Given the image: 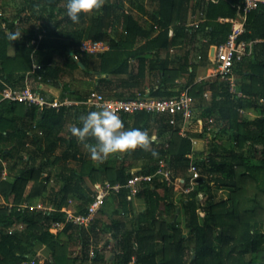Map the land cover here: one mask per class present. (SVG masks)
<instances>
[{"label":"trees","instance_id":"1","mask_svg":"<svg viewBox=\"0 0 264 264\" xmlns=\"http://www.w3.org/2000/svg\"><path fill=\"white\" fill-rule=\"evenodd\" d=\"M148 2V18L125 9L127 3L144 14L145 0H105L100 11L74 24L67 19L66 0H1L0 91L29 85L50 103L75 104L39 111L0 102V157L9 166L0 177V196L11 205L0 206V264H40L38 247L50 257L41 264H264V5L247 14L239 37L253 44L251 55L231 73L196 82L199 64L213 62L230 34V24L219 19L236 18L239 0ZM9 33L21 36L10 41ZM199 35L206 40L201 62L191 63ZM83 41L103 43L107 50L82 54ZM75 71L89 78L87 84L78 81L87 91L71 87ZM184 91L193 99L185 122L180 115L173 124L167 114L120 115L126 128L156 137L150 150L100 163L70 133L79 114L97 111L86 105L93 92L128 101ZM247 110L257 117L249 118ZM194 140L204 142L202 150H194ZM161 164L172 182L183 179L185 186L189 166L195 165L199 177L192 190L176 196L157 175L138 187L135 197L145 204L139 215L133 196L122 188L104 202L113 203L107 223L95 217L87 226L66 220L63 209L87 214L96 189L124 186L135 174H154ZM34 200L45 210L30 208ZM170 208L174 220L180 215V226L168 223ZM54 223L63 224L60 231ZM70 244L80 247L78 255H71Z\"/></svg>","mask_w":264,"mask_h":264},{"label":"built area","instance_id":"2","mask_svg":"<svg viewBox=\"0 0 264 264\" xmlns=\"http://www.w3.org/2000/svg\"><path fill=\"white\" fill-rule=\"evenodd\" d=\"M264 5V0H239L236 5L237 16L234 19H219L220 22L230 24V34L227 40L218 46L215 57H214V73L217 74H228L231 73L232 68L235 64L243 61L246 57H249L252 53L251 42L239 41V37L245 32V22L247 14L257 9L259 6ZM107 50V46L103 43L83 41L80 45V52L88 55H96ZM74 60L77 61V55L73 56ZM230 91L234 92V85H231ZM241 94L237 93V97ZM19 102L24 103L28 107L35 106L38 110L44 109H59L61 106H67L68 100L63 102L54 101L52 103L44 99L38 92L32 91L28 86L24 90H16L10 87H5L0 91V102ZM264 103V101H262ZM193 99L188 95L187 91L182 92L179 96L170 98H152L147 95L139 96L128 101L118 99H105L97 93H91L86 101V105L89 108L100 110L103 107H111L117 111L119 115L134 114L136 112H146L154 114H167L171 117L170 123H174V117L180 115L184 122L191 116V107ZM181 135L183 133L181 132ZM190 175L189 185L190 188H186L183 192L188 193L193 188V182L199 177V172L195 165L191 164L188 169ZM162 176L163 180L169 185L174 186L169 173L164 170V164L155 171L154 174L143 176L135 174L128 182L121 186L119 184L110 186L105 185L95 190L92 197V201L87 206V214H76L71 209H63L66 214V220L72 221L76 225L87 226L92 219L101 211L105 200L113 193H118L122 188L129 190L131 196L135 197L140 189L138 188L141 183H148L154 176ZM183 183L185 182L182 179ZM53 229H61L63 224L54 223ZM91 256L93 253L91 252ZM30 264H34V260Z\"/></svg>","mask_w":264,"mask_h":264},{"label":"clouds","instance_id":"3","mask_svg":"<svg viewBox=\"0 0 264 264\" xmlns=\"http://www.w3.org/2000/svg\"><path fill=\"white\" fill-rule=\"evenodd\" d=\"M105 0H66V16L72 23H79L82 15L98 12L103 8ZM19 33H9L7 38L16 41ZM70 133L90 153L93 161L103 163L117 154L123 155L136 149L150 150L156 137L141 128H126L117 111L111 107H103L90 111L79 118V124H73ZM94 143H89V140ZM156 153L153 151L152 153Z\"/></svg>","mask_w":264,"mask_h":264},{"label":"rangeland","instance_id":"4","mask_svg":"<svg viewBox=\"0 0 264 264\" xmlns=\"http://www.w3.org/2000/svg\"><path fill=\"white\" fill-rule=\"evenodd\" d=\"M0 4H1V0H0ZM144 6H145V13L144 14H141V13H139L138 11H136L135 9H132V8H130L129 6H128V4L127 3H125V9L129 12V13H131V14H133L135 17L136 16H138V15H144L145 16V18H148V16H149V13L151 12V10H152V6L149 4V2H148V0H145V3H144ZM190 60H197V54H192V57H191V59ZM214 63V60H213V62H211V64H213ZM214 75L213 76H215V73H213ZM72 75L75 77L74 79V82L73 83H71V87L73 88V89H79L80 91L82 90H84V91H87L88 90V88L87 87H85V84H87L89 81H88V77H85L83 74H81L79 71H75V72H73L72 73ZM65 78V82H67V83H70V80H71V78L70 77H64ZM77 80V81H76ZM78 81H82L83 83H85V84H83L82 85V83H79ZM30 83V82H29ZM31 86H32V84H30ZM87 86V85H86ZM28 87H30L29 85H28ZM90 89H92V87H90ZM75 103H73L72 101H69L68 100V104H67V106H71V105H74ZM40 111V110H39ZM81 116H83V114H79V117H81ZM61 135L62 136H64V135H66V132H63V133H61ZM200 145V144H199ZM204 147V142L202 143V145H200L199 147ZM196 148V147H195ZM80 150L81 151H83V146L82 147H80ZM117 155H119V154H117ZM121 156V155H120ZM113 162H114V160H113ZM115 163V162H114ZM136 167H137V165H136ZM136 167H135V169H133V171H136ZM174 188H175V192H176V196H178L179 194H180V192H183L187 187L188 188H190V185L187 183L186 184V186L183 184V181H182V179H178L177 181H175L174 182V186H173ZM219 195H221L220 193H219ZM1 202V201H0ZM39 202V201H38ZM132 202H133V204H134V206H133V208H134V210H135V213H136V215H139V214H141L143 211H144V208H145V204H144V200L141 198H137V197H133V200H132ZM40 204H42L41 202H39ZM36 204V203H35ZM34 204V205H35ZM0 205H1V203H0ZM36 209H38V210H43V208H41L40 206H37V208ZM173 208H170V213L168 214V217H167V220H168V223H170V222H172V225H171V228H173L174 227V225H175V223H176V225L177 226H180L181 225V223H180V219H181V217H180V215H178L179 217H177V218H175V220H178L179 221V223H177L173 218H174V215H173ZM112 211H111V209H110V211H109V214L111 213ZM99 214V213H98ZM97 214V215H98ZM96 215V216H97ZM95 216V217H96ZM99 217H102V218H100L101 220H103L104 218V216L103 215H98ZM110 220V218L108 219V221ZM174 220V221H173ZM107 221V220H106ZM107 221V222H108ZM104 223H106L105 221H104ZM13 231H15L17 234H19V235H24V233H22L21 232V230L19 229V228H17V227H15V228H13L12 229ZM61 229H58V231H60ZM183 232L184 233H186V231L185 230H183ZM62 240H66V238L65 237H62L61 238ZM103 240L105 239V238H102ZM187 244H189V246L191 245V243L190 242H187ZM41 247H38L37 248V250H36V252H38L39 251V249H40ZM68 250L70 251V253H71V255L72 256H75V255H78V252L80 251V247L79 246H77L76 244H70L69 245V248H68ZM41 253V255L40 256H35V260L36 261H38L39 260V262H40V264L43 262V261H45V260H50V257H49V255L47 254V252H46V250H43V251H41L40 252Z\"/></svg>","mask_w":264,"mask_h":264},{"label":"crops","instance_id":"5","mask_svg":"<svg viewBox=\"0 0 264 264\" xmlns=\"http://www.w3.org/2000/svg\"><path fill=\"white\" fill-rule=\"evenodd\" d=\"M205 43H206V40L202 37V35H199L197 37L196 44L192 47V52H191V57H192V54H197V60H191V63H193V62L194 63L201 62L200 61L201 50H202L203 45ZM11 53H12V51H10L9 54H11ZM173 54H174V52L171 51V55H173ZM213 73H214V65L211 64V60L209 59V61L207 63H205L204 65L199 64V66H198V68L196 70V82H200L202 80H213L214 79V76H213L214 74ZM246 114L248 115L249 118H252V119L255 118V117H257V114L253 110H247L246 111ZM202 143H203L202 140H194L193 141V148H194V150L195 151L202 150L203 146L202 147H199L200 145H202ZM0 166H2V170L0 171V177L2 179H4L8 175V173H9V170H8L9 166H8L7 162L5 161V159H3L1 157H0ZM10 174L13 175V172H11ZM0 201H1L0 203H1L2 206H4V205L5 206L6 205L7 206H11L1 196H0ZM39 202H38V200H36V201L34 200L33 203H30V205H31L30 208H37V206H40L41 208H43L44 207L43 204H40ZM133 206H134V204H133ZM50 209L51 208H48V210H50ZM110 209H111V211H113V203L111 204V202H110V203L104 204L103 207H102V210H103L102 213L100 212L98 214V215H100V214L103 215L104 216L103 217L104 219L101 220L100 218H102V217H99L98 215L95 218L100 219L101 222H104L105 221L107 223L108 219L111 216L109 214ZM43 210H45V208ZM43 250H45V248L44 247H41L39 249V251L37 252L36 256H40L41 255L40 252L43 251ZM105 254H107V256H109L111 258V260H112L113 257L111 255V252L110 251L105 252Z\"/></svg>","mask_w":264,"mask_h":264},{"label":"water","instance_id":"6","mask_svg":"<svg viewBox=\"0 0 264 264\" xmlns=\"http://www.w3.org/2000/svg\"><path fill=\"white\" fill-rule=\"evenodd\" d=\"M82 66V65H81ZM82 68H83V66H82Z\"/></svg>","mask_w":264,"mask_h":264}]
</instances>
